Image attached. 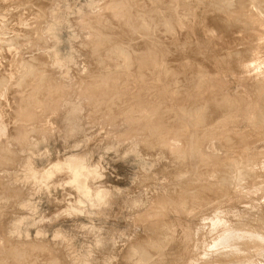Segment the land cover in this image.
I'll use <instances>...</instances> for the list:
<instances>
[{
  "label": "rangeland",
  "instance_id": "obj_1",
  "mask_svg": "<svg viewBox=\"0 0 264 264\" xmlns=\"http://www.w3.org/2000/svg\"><path fill=\"white\" fill-rule=\"evenodd\" d=\"M98 1L103 2H94ZM102 2H98L100 8L107 9L97 13L99 7L92 11L86 0H0V155L5 156H0V264H84L77 261L81 253H87L89 264H264V243H248L251 232L264 231V0ZM71 6L78 10L68 14L71 20L63 31L61 50H71L76 56L64 65H55L51 56L54 39L45 35L43 27L52 23L50 12ZM85 6L83 12L81 7ZM111 6L115 7L111 9L112 18H118V24L109 17ZM80 11L88 15V22L95 12L91 26ZM119 20L128 27L135 25L136 30L117 28L122 27ZM87 32L93 41L87 38ZM98 43L103 50L99 51ZM136 55L142 62L141 67L137 65L140 70L133 65ZM19 61L28 62L29 70L23 65V71ZM66 70L68 73L62 75ZM27 79H37L32 83L35 85L40 81V92L28 83L36 89L31 94L37 96L32 94L29 100L23 90L28 86ZM90 79L93 86L98 80L104 84L92 86L95 91L106 83L111 85L105 87L106 96L115 91L114 85L118 86L117 95L112 92L115 99L105 96L107 102L101 98L98 102L97 94L102 98L105 95L100 88L93 108L80 120L83 129L76 133L73 126L77 119L73 122L70 115L79 107L73 109L70 104L79 103L86 92L91 93ZM80 80L83 83L79 88ZM51 86L60 92L57 98L62 95L61 100H73L69 105L62 104L65 100L57 102L58 107L62 104L65 108H60L53 131L57 133L48 142L43 131L52 129L54 105L46 108L48 104L38 95L46 96ZM23 96L28 101L26 106H33L29 117L36 116L30 121L15 107ZM244 101L246 110L241 114ZM97 103L103 104L98 107ZM105 106L110 110L114 107L108 111ZM30 124L36 125L30 139L36 141L35 136L41 143L36 141V148L33 144L27 149L18 137ZM62 134L79 137L78 146L73 150L63 148ZM216 138L219 150L209 149ZM174 140L178 141L171 146ZM79 154L87 164L98 162L104 177L99 185L108 188L112 199L117 196L115 204L90 202L82 195L79 201L71 198L75 208L69 211L68 205L56 200L61 191L67 193L66 188L60 187L50 195L39 194L35 181L22 166L25 159H31L32 167L41 170L56 156L65 160ZM145 163L151 166L145 168ZM12 176L14 183L8 187ZM19 219L24 232L15 239L8 236L7 228ZM228 236L243 238L248 244L241 250L240 246L230 248L223 239L228 240Z\"/></svg>",
  "mask_w": 264,
  "mask_h": 264
},
{
  "label": "bare ground",
  "instance_id": "obj_2",
  "mask_svg": "<svg viewBox=\"0 0 264 264\" xmlns=\"http://www.w3.org/2000/svg\"><path fill=\"white\" fill-rule=\"evenodd\" d=\"M87 1V4H86V6H88L89 5V7L90 6H92V11H94L93 9H95L96 8V10H97V7H99V9L100 10H98V12L97 13H99V11H103L104 9H105V7L106 6H102L103 7V10L100 8L101 6H99V3L98 2H102V1H98V2H94V1H97V0H86ZM107 1V0H106ZM102 3H107V2H104V0H103V2ZM101 4V3H100ZM107 5V4H106ZM86 6L85 7H81V10L83 11L84 9H82V8H86ZM110 6V5H109ZM94 7V8H93ZM122 7H124V6H122ZM126 7V6H125ZM110 8V9H109ZM108 8V10H109V14L111 15V13L114 11V9H113V11L111 10L112 8H115V7H109ZM106 9H107V7H106ZM105 9V10H106ZM78 9H77V7L76 6H71V7H68V8H66V9H54L52 12H50L51 13V16L50 17H52V23L51 22H48L49 23V25H48V23L47 24H45V26L46 25H48L47 27H43L44 29H45V32H46V34L45 35H50V37L51 38H53L54 39V50H53V48H52V52H51V56H52V63L53 64H62L64 61H73L72 59H74V55L75 54H72V51L71 50H61V43L64 41V37H63V31H64V29L66 28V26H67V24H68V19H70V18H68V14H70V12H76ZM108 10H107V12H108ZM111 10V11H110ZM82 11H80V13L82 14ZM86 11V10H85ZM87 11H88V9H87ZM84 12V11H83ZM91 12V11H90ZM101 12H100V14H101ZM104 12V11H103ZM93 13V12H92ZM114 13V12H113ZM89 14V13H88ZM94 14H95V12H94ZM91 15L92 17H93V19H95L94 18V16L95 15ZM108 14V13H107ZM50 15V14H49ZM83 15H86L85 16V21H87L88 22V19L86 20V18H88V15L86 14V13H84V14H82L81 16L83 17ZM104 15V14H103ZM112 15H114V14H112ZM112 15L111 16H109V17H111L112 18ZM225 15V14H224ZM81 16H78V17H81ZM90 14H89V19H90ZM102 16V15H101ZM231 16V15H230ZM84 18V17H83ZM83 18H80L81 20V25H82V27H84L85 25L83 24V23H85V22H82V19ZM99 18V17H98ZM97 18V19H98ZM101 18V17H100ZM103 18V17H102ZM105 18V17H104ZM93 19H91V20H93ZM114 19V16H113V18H112V20ZM118 18H115L114 20L116 21ZM50 20V19H49ZM71 20V19H70ZM84 20V19H83ZM90 20V21H91ZM96 20V19H95ZM103 20V19H102ZM102 20H100L101 22H102ZM107 20H108V18H107ZM80 21H78V22H80ZM90 21L88 22V26H89V24H90ZM99 21V20H98ZM99 21V22H100ZM105 22H106V20H104ZM118 21V20H117ZM116 21V22H117ZM92 23L91 24H93V21H91ZM98 22V23H99ZM110 22V21H109ZM109 22H108V24H109ZM121 21L119 20V23H120ZM95 23V22H94ZM103 23V22H102ZM101 23V24H102ZM107 23V22H106ZM114 23V22H113ZM72 24V23H71ZM91 24H90V26H91ZM100 24V23H99ZM115 24V23H114ZM117 24H118V22H117ZM120 24H122V22L120 23ZM78 25V24H77ZM79 25H80V23H79ZM81 25H80V27H81ZM128 25L129 24H127V25H124V23L122 24V27L121 26H118L117 28H121L122 30H124L123 29V26H127V31H129V29L128 28H132V29H134L135 28V25L133 26V27H128ZM133 24H130V26H132ZM71 26V25H70ZM73 26H74V24H73ZM72 27V26H71ZM70 27V28H71ZM94 27H96L95 25H94ZM106 27V26H105ZM85 28V27H84ZM90 28V27H89ZM96 28H98V26L96 27ZM108 28V27H107ZM112 28V27H111ZM42 29V28H41ZM44 29L42 30V31H44ZM116 29V28H115ZM131 29V30H132ZM88 30H92L91 31V33H92V35L95 33V31H93V29H88ZM99 30H101V29H98V31ZM119 30V29H118ZM134 30H136V28L134 29ZM256 30H258V29H256ZM255 30V31H256ZM260 30V29H259ZM258 30V31H259ZM41 30H40V32H42ZM97 31V32H98ZM102 31V30H101ZM100 31V32H101ZM257 31V32H258ZM261 31V30H260ZM44 32V33H45ZM130 32V31H129ZM90 32H87L86 33V35H87V38L89 37H93L92 35L91 36H88V35H90L91 34ZM256 33V32H255ZM261 33V32H260ZM264 32H262V35H264L263 34ZM102 34V33H101ZM105 34V33H104ZM258 34V33H257ZM98 35H100V34H98ZM123 36V35H122ZM46 37H48V36H46ZM103 37V36H102ZM98 38V37H97ZM97 38H95L96 40V42H99V40L97 39ZM106 38V37H105ZM113 38V37H112ZM91 39V38H90ZM90 39H88L87 41H89ZM92 40V39H91ZM98 40V41H97ZM105 40V39H104ZM93 41V40H92ZM90 42V41H89ZM95 42V43H96ZM110 43V42H109ZM53 44V43H52ZM97 44V43H96ZM70 45H71V43H70ZM91 45V44H90ZM101 45V43H98V46H100ZM105 45V41H104V43L102 44V46L103 47H105L104 46ZM74 46H76V45H74ZM97 46V47H98ZM102 46H100L99 47V51H101L100 49H102L103 47ZM107 46H108V44H107ZM71 47H73V45L71 46ZM91 47V46H90ZM74 48V47H73ZM51 49V48H50ZM71 49V48H70ZM76 49V48H75ZM107 48H105L104 50H106ZM74 50V49H73ZM78 50V49H77ZM103 50V49H102ZM94 50L92 49V52H93ZM75 52V51H74ZM73 52V53H74ZM77 52V51H76ZM95 52H97V49L95 50ZM50 53V52H49ZM90 53V52H89ZM98 53V52H97ZM97 53H96V55H97ZM118 53V52H117ZM93 54V53H92ZM91 54V55H92ZM98 54H100V53H98ZM76 56V55H75ZM138 56V57H137ZM105 57V56H104ZM134 58H137V60L136 59H134V60H136L135 62V64H133L134 66H136L135 68H137V70H140V67H141V60H139V58H140V56L139 55H136ZM103 59V58H102ZM99 60H101L100 58H99ZM20 61H23V59L22 60H20ZM20 61H19V63H20ZM17 62V61H16ZM25 62V61H24ZM24 62L22 63H20V64H22V66H20L21 67V69L23 68V65H24V68H26L27 67V65H28V62H27V64L25 63L24 64ZM18 63V62H17ZM69 63V62H68ZM96 63V62H95ZM19 64V65H20ZM14 65H16L15 63H14ZM62 65H64V64H62ZM137 65H139L140 67H139V69H138V67H137ZM53 66V65H52ZM17 67H19V66H16L15 68H17ZM28 67H29V65H28ZM28 67H27V70H29L28 69ZM63 67H65V66H63ZM62 67V68H63ZM133 67V66H132ZM22 69L23 71L25 70V69ZM31 68V67H30ZM134 68V67H133ZM18 69V68H17ZM26 70V71H27ZM62 70V69H61ZM133 70H135V69H132V71ZM137 70H135V71H137ZM22 71V72H23ZM68 71L69 70H66V71H64L63 73H62V75L64 74V75H66L67 73H68ZM28 72V71H27ZM95 72V71H94ZM26 74V73H25ZM38 74V73H37ZM37 74H35V76L37 77L38 75ZM29 75V74H28ZM35 76H33L32 77V79L33 78H36ZM42 77V76H41ZM262 77V76H261ZM38 78H40V76H38ZM32 79H30L29 80V82H28V79H27V85H28V83H30V84H32V83H36V81H37V79H36V81H33ZM41 79V78H40ZM93 80V79H92ZM97 80V79H96ZM24 81V80H23ZM26 81V80H25ZM31 81H33V82H31ZM81 81V80H80ZM100 80H98V82H99ZM263 81H264V78H263ZM18 82V81H17ZM15 83L16 85L17 84H19V83ZM40 81H38V83H39ZM86 82H87V80H86ZM86 82L84 81V83H85V85H86ZM89 82V81H88ZM93 82H95V81H93ZM97 82V85H94L93 86V84L91 85V79H90V82H89V87H90V85H91V88H92V86L93 87H95L96 86V88L98 87V85H103L104 86V84H103V82L101 81V83H98ZM22 83H25V82H22ZM37 83V85H39ZM83 83V81H81V83L79 84V82H78V84H79V88H80V85ZM105 83V82H104ZM107 84V83H106ZM105 84V87L106 86H109V85H106ZM110 84V83H109ZM263 84V83H262ZM20 85H21V83H20ZM18 86V87H21V86ZM27 85H23L24 87H26ZM32 85H34V86H36V89H37V87H39V86H37V85H35V84H32ZM32 85L30 86V85H28L25 89H23V90H25V92L26 93H28L27 94V96L28 97H26L27 98V100H29V96L31 97V95L34 93H36L35 91H36V89H32L33 87H32ZM85 85H84V87H85ZM15 86V85H14ZM88 86V85H87ZM86 86V87H87ZM117 86V85H116ZM32 87V88H31ZM105 87L103 88L102 86L100 87L101 88V90L103 91V94H105L104 93V91L106 92V90H105ZM111 87V85L109 86V88ZM118 87V86H117ZM117 87H115V85L112 87V88H115L114 90L115 91H117L118 89H117ZM51 88H52V86H51ZM49 88L48 89V94H46V96L45 95H38L39 97L40 96H42V97H40V98H43V101H44V103L46 102L47 104H48V107H46V108H49L50 106H52V105H54V106H52V107H54V112H53V117L50 119V125L52 126H49L50 128H52L50 131H47L46 132V129H45V131H43L42 130V128H41V130L44 132V136L43 135H41V136H43L48 142H49V140L50 139H52L53 137H52V134H54V133H57V132H53L54 130H56V129H54L55 128V125H56V123H58L57 121H58V118H59V112H60V108L63 106V105H65V104H70V102H71V100H73V99H71V100H67V98H64L63 100H61V98H62V95H60V99L59 98H57L58 96L56 95V94H59L60 92H56L55 90H53L54 88ZM81 88H83V85H82V87ZM88 88V87H87ZM88 88V89H90V91H91V93H88V92H86L87 90H85V95L83 96L82 94H83V92H82V96L84 97H82L83 99L79 102V103H75V105H71L70 104V106H73V109H76L77 107H79V109L77 110L78 112L77 113H71V115H70V119L74 122L75 120H74V118H76L77 119V121H75L74 123H75V125L74 124H72L71 123V125H74L73 126V128H74V131L76 132V133H78V132H80L81 131V129H83L82 127H84L83 126V124H84V122L83 123H81L80 122V120H83V116H84V112H86V110H89L90 109V107H92L93 108V106H92V104H93V102H94V100L95 101H97L98 100V102L100 101V100H104L105 99V96H106V94L108 93V92H106V94L104 95V98H102V94H101V96H100V93L99 94H97L98 95V99L96 100V92L97 91H99L100 90V88H98V90L97 91H95L94 89L95 88ZM103 88V89H102ZM108 87H106V89H107ZM111 88V89H112ZM20 89V88H19ZM85 89V88H84ZM83 89V90H84ZM138 89V88H137ZM82 90V89H81ZM100 90V91H101ZM108 90H110V89H108ZM107 90V91H108ZM34 91V92H33ZM37 91H39L40 92V90L39 89H37ZM92 91L94 92V93H92ZM115 91H112V92H115ZM31 92H33L32 94H31ZM39 92L37 93V94H39ZM109 92H111V91H109ZM111 92V94L110 95H107L106 97L107 98H109L111 95H113V97H114V94L115 95H117V92H115L114 94ZM261 92V91H260ZM26 93H23L24 95H26ZM253 93V92H252ZM33 94V95H34ZM62 94V93H61ZM125 94V93H124ZM126 95V94H125ZM57 96V97H56ZM79 96H80V94H79ZM109 96V97H108ZM33 97V96H32ZM34 97H37L36 95H34ZM33 97V98H34ZM80 97V98H81ZM120 97V96H119ZM229 97V96H228ZM239 97V96H238ZM259 97V96H258ZM40 98H38V99H40ZM99 98H101L100 100H99ZM8 99H10V98H8ZM8 99H6V103H7V100ZM21 99V100H20ZM19 100V104L18 105H16L15 107H16V109L18 110V112L20 113V115H22V116H27L28 117V121H30V120H32V119H35L34 117H36V116H34V117H29V114H30V111H31V109L33 108V106H32V104H29L28 103V105L26 106V104H27V102L28 101H26V99H25V97L23 96L22 98H20ZM114 99H115V97H114ZM232 99H234V98H232ZM34 100V99H33ZM32 100V101H33ZM41 100V99H40ZM39 100V101H40ZM65 100V101H64ZM87 100H89L88 102H90V103H87ZM106 100V102H107V99H105ZM104 100V101H105ZM109 100H111V99H109ZM216 100V99H215ZM225 100H226V98H225ZM224 100V101H225ZM245 100V99H244ZM24 101H26V103L24 102ZM42 101V100H41ZM59 101H64V103L62 102V104L60 105V107H58L59 106V103H57V102H59ZM223 101V100H222ZM221 101V102H222ZM29 102H31V101H29ZM100 102H102V101H100ZM104 103V105H106L107 103ZM112 103H114L113 102V99H112V101H111ZM120 102V101H119ZM226 102V101H225ZM5 103V102H4ZM20 103H25V106H24V104H20ZM45 103V104H46ZM57 103V104H56ZM72 103V102H71ZM115 103H116V101H115ZM216 103V102H215ZM238 103V102H237ZM34 104V103H33ZM46 104V105H47ZM68 104V105H69ZM83 104H85V106H86V109H85V106L83 105ZM100 104V103H99ZM98 103H97V106L99 105ZM103 103H101L99 106H101ZM109 104H111V103H109ZM230 104H232V103H230ZM256 104V103H255ZM4 105H6V104H4ZM8 105V104H7ZM31 105V106H30ZM112 105V104H111ZM116 105H118V104H116ZM116 105H114V106H116ZM227 105V104H226ZM240 105V104H239ZM2 106V105H1ZM0 106V107H1ZM98 106V107H99ZM106 106H109L110 107V105H106ZM105 106V107H106ZM113 106V107H114ZM119 106V105H118ZM117 106V107H118ZM229 106V105H228ZM6 107H8V106H6ZM64 108H65V106H63ZM109 107L107 108L108 109V111H111L112 110V108H111V110L109 109ZM116 107V108H117ZM122 108V107H121ZM249 108V107H248ZM7 109V108H6ZM6 109H3L5 112H9L8 110H6ZM235 109V108H234ZM114 110V109H113ZM215 110V109H214ZM239 110V109H238ZM240 110H241V114L243 113V111L244 110H246V102L244 101L242 104H241V108H240ZM261 110V109H260ZM3 111V112H4ZM248 111H249V109H248ZM4 112V113H5ZM69 112V111H68ZM89 112V111H88ZM219 112V111H218ZM239 112V111H238ZM238 112H237V115H238ZM63 113L64 112H62V114L61 115H63ZM168 112H166V114H167ZM181 113V112H180ZM256 113V112H255ZM254 113V114H255ZM68 114V113H67ZM67 114H65L64 115V117L67 115ZM163 114V116H164V113H162ZM165 114V115H166ZM251 114V113H250ZM225 115V114H224ZM234 115V114H233ZM236 115V114H235ZM234 115V116H235ZM6 116V115H5ZM162 116V115H161ZM230 116V115H229ZM229 116H227V117H229ZM245 116V115H244ZM20 117V116H19ZM62 118H63V116H62ZM67 118V116L65 117V119ZM69 118V117H68ZM67 118V119H68ZM231 118V117H230ZM240 118V117H239ZM245 118V120H246V117H244ZM243 118V119H244ZM5 119V118H4ZM66 119V120H67ZM70 119H68L69 121H70ZM232 119V118H231ZM242 119V120H243ZM249 119V118H248ZM264 119V118H263ZM61 120H63V119H61ZM79 120V121H78ZM227 121H228V119H226ZM240 120V119H239ZM68 121V122H69ZM233 121H234V119H233ZM232 120H231V124H232V122H233ZM235 121H236V119H235ZM256 121V120H255ZM21 122V121H20ZM242 122V121H241ZM253 122H254V120H253ZM89 122H87L86 121V123L85 124H88ZM22 124V123H21ZM31 126H29V127H27V130L26 131H23L20 135H19V139L20 140H23V146L22 147H27V149L30 147V145L32 146L33 144H34V146L33 147H35V144H36V141H37V143L38 142H40L41 143V141H39V139L37 140V138H34L33 137V139L35 140L36 139V141H32L31 139H30V136L31 135H34L33 133L36 131V128H35V126L36 125H33V124H30ZM131 126V125H130ZM232 126V125H231ZM26 127V126H25ZM48 127V128H49ZM65 128H67L68 127V124H67V127L66 126H64ZM251 127V126H250ZM2 128V127H1ZM19 129V128H18ZM63 129V128H62ZM38 131H39V128L37 129ZM61 130V129H60ZM59 130V131H60ZM3 131V130H2ZM61 131H63V130H61ZM257 131V130H256ZM0 132H1V130H0ZM40 132V131H39ZM142 132V131H141ZM61 133V132H60ZM257 133H259V131L257 132ZM40 134H42V133H40ZM83 134V133H82ZM150 134H151V132H150ZM88 135H90L89 133H88ZM154 135V134H153ZM193 135V134H192ZM53 136H57V135H53ZM73 135H65V134H62V136H60V141H61V145H62V147L63 148H66V149H70V150H73L75 147H77L78 146V144H79V142L77 141V139L79 138H77L76 137V139L74 138V137H72ZM82 136V135H81ZM151 136V135H150ZM222 136V135H221ZM221 136H219V139L221 138ZM42 137V138H43ZM127 137V136H126ZM255 137V136H254ZM258 137V136H257ZM41 138V139H42ZM56 138L57 137H55V142H59L58 140L56 141ZM58 138H59V132H58ZM173 138V137H172ZM193 138V137H192ZM120 139V138H119ZM118 139V140H119ZM218 141H217V140ZM216 139H213V141H215L216 140V142H213V143H210V145L208 146V148L209 149H211V150H219V149H217V146H216V144L218 143V142H222V138L220 139V141H219V139L218 138H216ZM239 139V138H238ZM241 139V138H240ZM43 140V139H42ZM46 140H43V141H46ZM81 140V139H80ZM88 140V139H87ZM121 140V139H120ZM172 140V139H171ZM18 141V140H17ZM42 141V143H44ZM47 141H46V143H47ZM177 142L178 140H174L173 142H171V146H173L174 144H172V143H174V142ZM249 141V140H248ZM50 142H52V141H50ZM119 142V141H118ZM133 142V141H132ZM39 143V144H40ZM60 143V142H59ZM223 143H226V141L224 142V140H223ZM222 143V144H223ZM236 143V142H235ZM227 144V143H226ZM116 145V144H115ZM138 145V144H137ZM177 145V143L175 144V146ZM179 145V144H178ZM219 145H220V143H219ZM29 146V147H28ZM38 146V145H37ZM174 146V147H175ZM224 146V145H223ZM222 145H221V147H223ZM226 146V145H225ZM115 147V146H114ZM180 147V146H179ZM36 148V147H35ZM35 148H33V149H35ZM24 149V148H23ZM33 149H31V150H33ZM172 149V148H171ZM26 150V149H25ZM129 150H131V149H129ZM193 150V149H192ZM76 151V150H75ZM35 152V151H34ZM132 152H134V151H132ZM109 153V152H108ZM125 153H126V151H125ZM124 153V154H125ZM208 153V152H207ZM224 153V152H223ZM3 154V153H2ZM1 154V155H2ZM128 154V153H127ZM162 154V153H161ZM0 155V156H1ZM72 155V154H71ZM128 155H130V154H128ZM134 155V154H133ZM164 155H165V153H164ZM240 155V154H239ZM263 155V154H262ZM261 155V156H262ZM60 156V155H59ZM59 156H56V160L55 161H53V162H50V164L46 167V168H44V169H41V170H39V169H36V168H33L32 167V164H31V159L29 160H27L26 161V159H25V162L22 164V166L24 167V169L28 172H26L30 177H31V179L33 180V181H35V183H36V192H39V194H40V192H42V193H44V194H47V195H50L53 191H55V190H58L60 187V189H64V188H66L67 189V193H64L63 191H61L62 192V195L59 197V198H56V200L58 201V202H60V203H64V204H66V205H68L67 207H68V210L70 211V209L72 210V208H75V206L73 205V202L71 201V198L73 197L74 199H76V201H79L80 199H81V196L83 195V196H85L86 198H87V201H90V202H93V201H99V203L101 202V204L102 203H105V205H109L110 203H112V202H114V204L116 203L115 201H113V200H115V198L117 197V196H115L114 197V199H112L111 198V195H110V193H109V191H108V188H106V187H101L100 185H99V182H101L100 180V178L102 177V178H104L103 176H102V174H103V172L101 173V171L102 170H100V168H99V165H98V162L96 161L95 163H92V164H87L86 163V160L87 159H85V157L84 156H81L80 154L79 155H75V156H70V157H68V158H65V160H62ZM123 156V155H122ZM125 156H126V154H125ZM2 157H5L4 156V154H3V156H1V158ZM88 157V156H87ZM138 158V157H137ZM160 158V157H159ZM162 158H163V156H162ZM202 158V157H201ZM22 159V158H21ZM134 159H135V156H134ZM153 159V158H152ZM161 159V158H160ZM237 159V158H236ZM257 159V158H256ZM20 160V159H19ZM137 160V159H136ZM209 160V159H208ZM190 161V160H189ZM256 161V160H255ZM136 162H139V164H142V163H144V162H142V163H140V161H136ZM160 162V161H159ZM239 162V161H238ZM148 163H150V162H148ZM148 163H145V164H143V166L145 167V168H148L149 167V165L151 166V164H148ZM148 164V167H146L145 165H147ZM153 164V163H152ZM181 166V165H180ZM244 166V165H243ZM252 166V165H251ZM247 167V166H246ZM206 168V167H205ZM237 168H240V167H237ZM248 169V168H247ZM249 170V169H248ZM247 170V171H248ZM24 171V170H23ZM254 172V171H253ZM238 173V172H237ZM244 173V172H243ZM222 174V173H221ZM232 175V174H231ZM233 176V175H232ZM106 177V176H105ZM231 177V176H230ZM25 178H26V176H25ZM258 178V177H257ZM105 179H107V178H105ZM236 179V178H235ZM28 180V179H27ZM222 180V179H221ZM239 180V179H238ZM237 180V181H238ZM249 180V179H248ZM107 181V180H106ZM224 181V180H223ZM103 182V181H102ZM249 182V181H248ZM14 183V178H13V176H12V178H11V181H8V187H9V185H12ZM107 183V182H106ZM194 183V182H193ZM196 183V182H195ZM250 183V182H249ZM101 184V183H100ZM239 184V183H238ZM242 184V183H241ZM7 185V184H6ZM106 186L108 185V184H105ZM251 186V185H250ZM249 189V188H248ZM261 189V188H260ZM65 190V189H64ZM207 191V190H206ZM231 191H232V189H231ZM252 191V190H251ZM36 192H35V194H36ZM242 193V192H241ZM38 196V195H37ZM195 196V195H194ZM227 196V195H226ZM121 196H119V198H120ZM250 198V197H249ZM73 199V200H74ZM116 199H118V198H116ZM142 199V198H141ZM84 200V199H83ZM86 200V199H85ZM84 200V201H85ZM152 200V199H151ZM74 202H75V200H74ZM134 203H135V201H134ZM136 203H138V202H136ZM25 204V203H24ZM29 204V203H28ZM28 204H26V205H28ZM83 204V203H82ZM88 204V203H87ZM145 204V203H144ZM194 204V203H193ZM25 205V206H26ZM29 205H31V204H29ZM28 205V206H29ZM79 206H81L80 204H78ZM84 205H85V203H84ZM90 205H93V203H91ZM136 205V204H135ZM28 206H26V207H28ZM99 206V205H98ZM25 207V208H26ZM105 207H107V206H105ZM29 208V207H28ZM99 208V207H98ZM169 208V207H168ZM202 208V207H201ZM30 209V208H29ZM76 209H78V208H76ZM78 210H81V209H78ZM130 210V209H129ZM165 210V209H164ZM72 211H74V210H72ZM66 212V211H65ZM78 212V211H77ZM81 212V211H80ZM229 212V211H228ZM243 212V211H242ZM65 214V213H64ZM179 214V213H178ZM218 214V213H217ZM73 215H75V214H73ZM216 215V214H215ZM221 215V214H220ZM222 215H223V212H222ZM253 215V214H252ZM219 216V215H218ZM224 216V215H223ZM262 216V215H261ZM26 217V216H25ZM151 217H153V216H151ZM215 217H217V216H215ZM236 217V216H235ZM234 217V218H235ZM241 217V216H240ZM150 218V217H149ZM226 217H224V219H225ZM22 219H23V217H22ZM22 219H19V220H15V221H11L10 222V226L7 228V233H8V236H10V237H12V238H17V236H18V238H20L19 236H21V234L24 232L23 230H21L22 228L20 227V224H21V221H22ZM180 219V218H179ZM207 219V218H206ZM219 219H221V217L219 218ZM218 219V220H219ZM250 219H252L251 217H250ZM32 220V219H31ZM30 220V221H31ZM150 220V219H149ZM214 220V219H213ZM217 220V221H218ZM223 220V219H222ZM221 220V221H222ZM227 220V219H226ZM237 220V219H236ZM239 220V219H238ZM237 220V221H238ZM258 220V219H257ZM215 221H216V219H215ZM23 222V221H22ZM213 222V221H212ZM220 222V221H219ZM219 222H216V224L217 225H219ZM224 222V221H223ZM227 222H228V220H227ZM247 222V221H246ZM225 223V222H224ZM240 223V222H239ZM9 224V223H8ZM31 224V223H30ZM33 224V223H32ZM216 224H215V226H216ZM222 224V223H221ZM264 224V223H263ZM27 225H28V223H27ZM178 225V224H177ZM214 225V224H213ZM224 225V224H223ZM242 225V224H241ZM31 226V225H30ZM226 226V225H225ZM29 227V226H28ZM109 227V226H108ZM112 227V226H111ZM202 227V226H201ZM222 227V226H221ZM227 227V226H226ZM230 227V226H229ZM228 227V228H229ZM233 227V226H232ZM235 227V226H234ZM237 227V226H236ZM149 229V228H148ZM199 229V228H198ZM198 229H197V231H198ZM204 229V228H203ZM212 229H213V227H212ZM226 229V228H225ZM231 229H233V228H231ZM238 229V228H237ZM247 229V228H246ZM28 230V229H27ZM186 230V229H185ZM216 230V229H215ZM218 230V229H217ZM244 230V229H243ZM101 231V230H100ZM224 231H226V230H224ZM232 231H236L235 230V228L232 230ZM42 232V231H41ZM196 232V231H195ZM209 232V231H208ZM237 232H239V230L237 231ZM37 233V232H36ZM101 233V232H100ZM157 233V232H156ZM222 233H223V231H222ZM228 233H229V231H228ZM231 234H232V232H230ZM235 233V232H234ZM233 233V234H234ZM247 233V232H246ZM246 233H244V235L246 236ZM250 233V232H249ZM42 234V233H41ZM195 234V233H194ZM202 234V233H201ZM204 234V233H203ZM210 234H211V232H210ZM224 234L227 236V233H225L224 232ZM231 234H229V236L231 235ZM189 235H191V233L189 234ZM196 235V234H195ZM213 235V234H212ZM224 235V236H225ZM22 236H23V234H22ZM21 236V237H22ZM58 236H60L61 237V235H60V233H57V237ZM156 236V235H155ZM192 236V235H191ZM223 236V235H222ZM228 236V240L226 239V237H224L223 239H225L226 240V242L228 241V243L227 244H229V246H230V248H232V247H237V246H240L239 247V249L242 247V245L243 244H248L249 242V246H250V244L252 245V244H254L255 245V243L256 242H259V243H264V231L262 232V230H261V233H258V232H255V233H253L252 234V232H251V234L249 235V240H248V243L247 242H245L244 243V240H243V238H236V236L234 237V236H231V237H233L232 239H231V237H229ZM48 237V236H47ZM170 237V236H169ZM219 237V236H218ZM238 237V236H237ZM241 237H244V236H241ZM195 238H197V237H195ZM189 238L187 237V240H188ZM241 239H242V242H241ZM157 240V239H156ZM220 240H222V239H220ZM219 240V241H220ZM225 240H223V241H225ZM230 240V241H229ZM247 240V239H246ZM153 241H155V240H153ZM4 242V241H3ZM156 242H158V241H156ZM207 242V241H206ZM222 242V241H221ZM225 242V243H226ZM242 243V244H238V243ZM150 243H151V241H150ZM153 243H155V242H153ZM152 243V244H153ZM158 243H160V242H158ZM179 243V242H178ZM187 243V242H186ZM218 243V242H217ZM4 244V243H3ZM148 244V245H147ZM146 245L147 246H149L150 244L149 243H147ZM156 244V243H155ZM154 244V245H155ZM219 244V243H218ZM158 245H160V244H157V246ZM205 245V244H204ZM244 245V246H245ZM206 246V245H205ZM216 246V245H215ZM225 246V245H224ZM228 246V247H229ZM247 246V245H246ZM152 247V246H151ZM181 247V246H180ZM213 247V246H212ZM154 248V247H153ZM209 248H210V246L208 247V250H209ZM258 248V247H257ZM162 249V248H161ZM188 249V248H187ZM204 249V248H203ZM216 249V248H215ZM214 249V250H215ZM234 249V248H233ZM235 249H237V248H235ZM256 249V248H255ZM13 250V249H12ZM159 250H160V247H159ZM196 250V249H195ZM212 250V249H211ZM232 250V249H231ZM241 250V249H240ZM158 251V250H157ZM12 252V251H11ZM83 252V251H82ZM140 252V251H139ZM143 252V251H142ZM252 252V251H251ZM131 253V252H130ZM138 253V252H137ZM219 253V252H218ZM230 253V252H229ZM85 254H87V253H81V254H79L77 257L79 258V260L77 259V261H79L80 263L82 262V263H84V264H89V259L87 260V258H89V256L87 257ZM202 254V253H201ZM200 254V255H201ZM207 254V253H206ZM246 254V253H245ZM213 255V254H212ZM43 256V255H42ZM135 256V255H134ZM202 256V255H201ZM87 257V258H86ZM131 259H133V258H131ZM146 261V260H145ZM156 261V260H155ZM147 262V261H146ZM169 262V261H168ZM155 264H156V262H154ZM166 263V262H165ZM76 264V263H75Z\"/></svg>",
  "mask_w": 264,
  "mask_h": 264
}]
</instances>
